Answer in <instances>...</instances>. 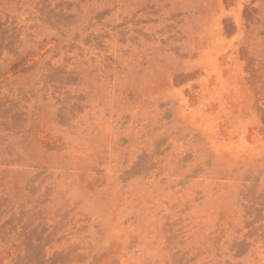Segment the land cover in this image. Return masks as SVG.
<instances>
[{
	"label": "rangeland",
	"instance_id": "rangeland-1",
	"mask_svg": "<svg viewBox=\"0 0 264 264\" xmlns=\"http://www.w3.org/2000/svg\"><path fill=\"white\" fill-rule=\"evenodd\" d=\"M0 264H264V0H0Z\"/></svg>",
	"mask_w": 264,
	"mask_h": 264
}]
</instances>
